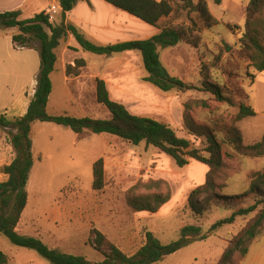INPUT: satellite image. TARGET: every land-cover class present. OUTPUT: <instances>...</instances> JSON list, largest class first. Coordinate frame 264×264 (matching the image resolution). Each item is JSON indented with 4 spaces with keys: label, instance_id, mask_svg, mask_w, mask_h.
<instances>
[{
    "label": "rangeland",
    "instance_id": "374dc122",
    "mask_svg": "<svg viewBox=\"0 0 264 264\" xmlns=\"http://www.w3.org/2000/svg\"><path fill=\"white\" fill-rule=\"evenodd\" d=\"M175 1L183 4L182 0ZM248 2L221 0L216 4L214 0H207L209 10L217 20L211 28H207L195 12L185 9L172 12L158 25L194 26L200 37L197 47L179 43L160 49V59L172 75L187 83L199 86L204 80L203 75L207 74L209 81L222 87L233 106L214 102L212 94L199 90L160 91L143 81L145 71L136 54L128 58L104 57L95 61L92 68L80 67L79 73L83 71L85 75L84 111L81 105L70 103L74 99H68L63 90L56 88L48 113L109 118L108 109L92 94V84L96 83L94 77H102L108 81L111 98L122 102L131 113L166 123L176 129L179 136L202 148L206 145L205 136L195 137L188 132L183 124V113L185 102L206 100L211 108L193 105L188 114L197 125H209L221 143L227 177L219 180L225 183L219 192L230 196L247 192L251 181L249 174L264 170V155L250 156L244 149L238 150L227 140V129L239 103L251 106L247 97L249 95L252 100L255 94L252 83L258 72L250 65L239 43ZM226 45L231 49L227 51ZM30 91L31 88L27 92ZM9 103L8 96L0 90V106ZM252 108L257 110L255 105ZM233 125L240 131L242 145L248 146L261 139L257 137L264 132V116L244 117ZM6 136L8 140L7 133ZM31 137L34 163L26 187L31 202L41 205L37 204L38 211L27 210L25 215L35 218L36 222L26 233L34 234L37 229L45 244L61 252L82 255L91 261L102 260V254L91 243L92 229L99 230L131 255L143 244L146 230L152 231L161 243H168L178 238L184 225H198L201 228L199 237L204 238H196L177 252L150 264H213L229 239L257 211L247 217H237L232 224L210 230L217 220L251 205L254 194L249 193L243 198H215L202 215H197L188 207L187 198L193 188L204 182L208 167L194 159H189L186 166L178 167L170 156L144 142L132 145L106 133L78 137L70 128L53 122H33ZM101 157L104 186L93 190L92 165ZM167 192L169 200L155 213L135 211L127 203V199L135 195ZM250 248L248 258L242 264H264V234ZM0 251L7 255V264H48V260L35 250L17 246L3 235H0ZM254 257L259 259L254 260Z\"/></svg>",
    "mask_w": 264,
    "mask_h": 264
},
{
    "label": "trees",
    "instance_id": "16d2710c",
    "mask_svg": "<svg viewBox=\"0 0 264 264\" xmlns=\"http://www.w3.org/2000/svg\"><path fill=\"white\" fill-rule=\"evenodd\" d=\"M105 1L154 26L159 25L161 18L184 9L188 12H195L207 28L217 24V20L209 10L207 0H182V5L177 4L175 0ZM76 2L77 0H59L63 18ZM214 2L220 4L221 0H214ZM20 14L19 9L0 12V28H16V32L12 34V42L17 46L29 47L33 41H38L40 62L34 93L27 111L22 116L14 117H7L6 114L0 113V129L8 128V140L14 151L12 161L1 167V172L7 175V179L0 181V235L7 237L17 246L35 250L48 260V264H150L177 252L196 238H204L199 237L201 228L198 225H184L178 238L168 243H161L152 231L146 230L143 244L129 255L108 240L99 230L92 229L91 243L103 258L100 261H91L82 255L51 248L36 236L19 233L16 226L27 204L26 185L34 163L32 123L35 121L53 122L70 128L78 137L86 134L106 133L117 136L132 145L144 142L145 145L158 148L170 156L178 167L186 166L189 159H194L205 165L208 170L204 182L193 188L187 198L188 207L197 215H202L215 198H243L249 193L254 194L255 200L251 205L232 211L229 216L217 220L210 227V230H215L219 226L232 224L237 217H247L257 210L246 225L229 239L220 257L213 263L240 264L246 258L251 245L264 234V170L249 174L250 187L243 194L230 196L219 192L221 188L225 187V183H221L219 180L223 181L227 177L222 159L221 143L216 139L214 130L209 125H197L188 114L193 105L211 108L206 100L185 102L183 113V124L188 132L195 137L205 136L206 145L202 148L195 147L191 140L179 136L177 130L166 123L131 113L124 104L110 98L106 83L99 78H96L95 97L99 104L108 109L109 118L76 117L68 114L50 115L47 111L49 95L52 90L50 74L54 70L56 62L55 49L59 45L60 39L66 37L69 32L83 50L94 54L111 55L125 51L138 52L145 71L143 81L162 92L199 90L212 94L214 102H226L233 106V101L224 93L222 87L209 81L207 74L203 75L204 80L199 86L187 83L172 75L160 59V49L173 47L179 43L197 47L200 37L195 33L194 26L167 25L159 27L158 33L146 39L97 45L87 40L72 25L64 22L60 25H52L44 12L24 19L20 18ZM239 43L250 65L257 72L264 71V0H249L246 4L244 31ZM225 49L228 51L231 46L226 45ZM84 65V59H76L75 66H66L67 75H77L79 68ZM255 114V110L251 106L240 102L238 111L231 120L232 124L228 126L227 140L234 143L238 150L244 149V153L247 155L261 156L264 155V133L258 142L243 146L240 131L233 125L235 121ZM104 178V161L101 157L95 160L92 165V189H102ZM169 198L168 192L165 194H139L128 198L127 203L135 211L155 213ZM0 264H7V255L2 251H0Z\"/></svg>",
    "mask_w": 264,
    "mask_h": 264
},
{
    "label": "crops",
    "instance_id": "0c3cea01",
    "mask_svg": "<svg viewBox=\"0 0 264 264\" xmlns=\"http://www.w3.org/2000/svg\"><path fill=\"white\" fill-rule=\"evenodd\" d=\"M15 9L20 10L21 19L30 18L39 12H44L52 25H60L62 22L72 25L87 40L97 45L146 39L160 31L158 26L148 24L105 0H77L73 8L65 13L64 18L62 17V9L59 0H0V12ZM47 31L49 32L48 29ZM15 32L16 28H0V90L8 96L10 101L7 106H0V113L6 114L7 117L22 116L27 111L28 104L34 93L40 62L38 51L40 47L39 42L33 41L31 43L32 45L30 44L29 47L17 46L12 42V34ZM55 53L56 62L54 70L50 74L52 90L49 95L47 109L50 106L56 88H60L64 91V95L68 99H74L71 101L69 100L71 104L75 102L77 105H81V109L84 111L85 108L83 107L82 98L84 97L83 92L85 85L83 84V80L85 75L83 71L77 75H67L66 73V66H75L76 59H84L85 69L86 66L88 68L94 67L93 63L95 61L115 55L128 58L137 54L141 61V56L136 51H125L113 53L111 55H91L90 53L92 52L88 53V51L83 50L79 46L70 32L66 37L60 39ZM96 78L102 79L106 83L111 98L108 81L105 78L95 76L94 82ZM117 81H120V79ZM92 85V94L95 96L96 83ZM252 85L255 88V94L252 100L248 95V102L251 107H254V105L257 107V110L254 109L256 113L254 116L258 114L264 116V71L258 72L254 76ZM29 88H31V91L27 92ZM72 116L80 117L76 114H72ZM85 116L89 115L85 114ZM5 129H0V181L7 179V175L1 172V167L9 164L14 158V151L9 140H7V132H5ZM13 132H15V130H13ZM263 133L264 132H262V134ZM262 134L257 137L258 140L261 138ZM192 164L193 163L189 164V166ZM204 175L205 172L203 173V178ZM203 178L201 180H203ZM37 204L41 205L34 201L31 202L30 193L28 191L27 204L16 226V230L19 233L30 235L27 234L26 231L30 226H33L36 221L35 218H29V216L25 214L28 209L38 211L39 206ZM41 214L42 212L40 216ZM31 235L38 238L40 237L37 229L35 233ZM247 258L248 254L244 260ZM253 259L258 260L259 258L254 257ZM244 260L242 262H244ZM242 262L240 264H242Z\"/></svg>",
    "mask_w": 264,
    "mask_h": 264
}]
</instances>
